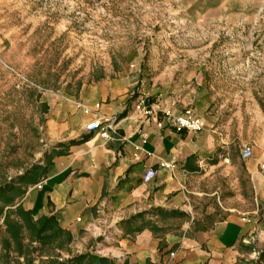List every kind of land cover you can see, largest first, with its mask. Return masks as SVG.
<instances>
[{"label": "rangeland", "instance_id": "obj_1", "mask_svg": "<svg viewBox=\"0 0 264 264\" xmlns=\"http://www.w3.org/2000/svg\"><path fill=\"white\" fill-rule=\"evenodd\" d=\"M110 80L144 105L175 100L203 114L206 129L227 137L224 158L262 169L264 0H0V187H13L0 205H18L46 176L58 144L50 122ZM244 145L250 158L240 155ZM31 170L36 183L22 182ZM251 236L241 264H264V221ZM82 253L47 246L26 262L0 249V264Z\"/></svg>", "mask_w": 264, "mask_h": 264}, {"label": "crops", "instance_id": "obj_2", "mask_svg": "<svg viewBox=\"0 0 264 264\" xmlns=\"http://www.w3.org/2000/svg\"><path fill=\"white\" fill-rule=\"evenodd\" d=\"M113 82L88 86L81 107L50 122L58 144L47 174L19 204L35 217L55 215L72 234L70 245L119 263L251 257V234L264 221V163L242 171L224 158L227 137L204 127L208 117L200 114L199 131L176 130L164 113L179 115L183 105H144ZM95 119L102 129L86 130ZM148 169L156 174L144 182Z\"/></svg>", "mask_w": 264, "mask_h": 264}, {"label": "trees", "instance_id": "obj_3", "mask_svg": "<svg viewBox=\"0 0 264 264\" xmlns=\"http://www.w3.org/2000/svg\"><path fill=\"white\" fill-rule=\"evenodd\" d=\"M34 171H28L29 176H24L27 178L22 182L36 183ZM12 189L10 185L0 187V199L4 197V193ZM18 193H23V190L18 189ZM12 201L11 198H6L4 204L0 205V249L7 255L15 253L16 257H22L24 261L30 262L32 258L28 256L44 247L62 249L70 244L72 234L60 226L55 215H41L34 219L29 210L20 204L14 206ZM51 262V264H127L91 252L75 255L61 262L58 260Z\"/></svg>", "mask_w": 264, "mask_h": 264}, {"label": "built area", "instance_id": "obj_4", "mask_svg": "<svg viewBox=\"0 0 264 264\" xmlns=\"http://www.w3.org/2000/svg\"><path fill=\"white\" fill-rule=\"evenodd\" d=\"M164 117L176 130L199 131L202 127L200 119L192 112L190 108H185L184 111L179 115H172L169 112H166L164 113ZM85 129L89 131L102 129L100 120H91L85 125ZM101 136L107 137L106 130H102ZM251 155V148L249 146H244L241 150L242 158H249ZM155 174L156 171L154 169L146 170L143 175V181H149L155 176Z\"/></svg>", "mask_w": 264, "mask_h": 264}]
</instances>
